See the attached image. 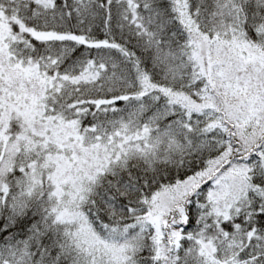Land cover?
<instances>
[{
  "label": "snow or ice",
  "instance_id": "1",
  "mask_svg": "<svg viewBox=\"0 0 264 264\" xmlns=\"http://www.w3.org/2000/svg\"><path fill=\"white\" fill-rule=\"evenodd\" d=\"M0 264H264V0H0Z\"/></svg>",
  "mask_w": 264,
  "mask_h": 264
}]
</instances>
